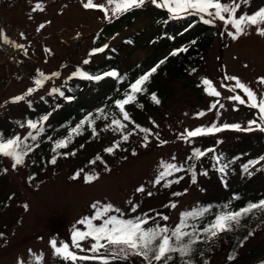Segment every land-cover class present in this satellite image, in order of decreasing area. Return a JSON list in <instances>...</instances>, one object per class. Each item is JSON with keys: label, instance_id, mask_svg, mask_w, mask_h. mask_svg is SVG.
<instances>
[{"label": "rangeland", "instance_id": "374dc122", "mask_svg": "<svg viewBox=\"0 0 264 264\" xmlns=\"http://www.w3.org/2000/svg\"><path fill=\"white\" fill-rule=\"evenodd\" d=\"M94 2L100 4L105 3V0ZM36 3H41L44 10L33 11ZM260 6H264V0H251V6L242 5L238 15L244 11L251 14ZM156 8L147 3L141 9L132 10L140 16L136 14L130 27L104 35L102 29L110 22L104 19L101 11L84 9L81 0H0V28L11 40L24 46L17 49L10 45L13 47L11 50L9 44L7 47L0 42V127L6 128L12 120L21 117L27 103H37L58 87L66 88L80 67L85 70L109 64L108 55L113 49H119L117 72L120 74L144 73L168 57L176 46H181L179 39L185 36L178 35L173 43L166 38L161 39L157 35L161 25L156 23L157 20L150 13ZM184 16L193 15H181ZM40 24L46 26L38 32ZM216 24L219 33L212 41L200 75L212 81L221 96L213 97L204 90L205 100H201L189 87L184 88L186 82L172 83L173 97L163 113L157 114L158 124L148 136L147 147L143 146L145 134H137L115 158L108 159L104 165H92L89 159L101 148L100 143L93 142L85 145L75 156L60 159L55 165L49 162L51 158L48 157V164L38 170L31 167L30 161L13 170L12 160L0 156V203H6L0 210V233L3 234L0 236V264H37L35 257L40 254H43L40 264H65V261L53 254L49 242L56 239L70 243L73 226L84 216L93 213L91 205L96 201L111 203L128 218L139 211L160 207L174 198L176 206L169 217L172 227L182 211L192 208L198 199L205 197L200 184L203 178L192 186L188 183L182 185L174 192L180 195L166 192L157 194L156 191L151 195L148 193L155 189L153 181L161 169V161L184 164L189 147L180 134L185 130L208 127L213 122L218 125L240 123L247 126L249 117L244 111L247 105L227 99L231 95L243 97L244 94L239 89L235 93L229 91L235 82L225 80L226 75L238 77L258 94L264 92V86L257 83V78L264 76V37L257 35L256 29L250 27L245 35L232 40L226 34L223 23L217 21ZM209 26L211 33L216 27ZM227 30L234 31L231 26ZM186 36V44L189 45L191 34L186 33ZM98 37L103 39L101 47L107 44L108 48L103 53L90 55ZM130 40L133 42L128 43ZM85 60L89 63L85 64ZM40 73L49 79L38 86L35 81L41 79ZM53 73L58 75L53 76ZM117 81L112 78L93 82L81 91L75 103L92 109L98 107ZM30 88L35 91L26 95ZM20 95L26 96L24 101L10 102L11 98ZM217 99L224 108L217 106V109L209 111L213 100ZM73 106L70 105L66 115L72 112ZM200 112L206 115L198 116ZM59 117L60 113H55L43 125H49ZM30 131L34 130L25 126L18 135L24 138ZM224 131L219 137L228 136L227 142L237 135L234 133L230 136V130ZM83 162L88 164L83 167L81 178L72 179ZM3 169H7V172ZM86 173L98 174L99 179L85 183L82 177ZM141 185L145 191L137 192L136 189ZM183 186L189 187V190H184ZM129 201L138 205L139 209L132 212ZM76 226L83 229L82 225ZM91 243L93 241L86 240L82 246L88 249ZM76 251L78 255H92L87 251ZM107 258L113 259L110 255ZM132 261L145 264L137 258ZM213 264H220V260Z\"/></svg>", "mask_w": 264, "mask_h": 264}, {"label": "trees", "instance_id": "16d2710c", "mask_svg": "<svg viewBox=\"0 0 264 264\" xmlns=\"http://www.w3.org/2000/svg\"><path fill=\"white\" fill-rule=\"evenodd\" d=\"M134 11L127 12L119 18L111 20V22L102 29V34L110 35L115 32H120V30L126 26L130 27L131 23L136 19V14H138ZM150 13L154 15L157 20L156 23L161 25L157 31V35H160L159 37L161 39L166 38L168 42L172 43L178 35L185 36L179 39V45L181 46H176L173 50L186 47L187 51L179 53L176 56H170L169 54L168 57H166L167 59H164L165 63L160 65L156 73L150 77V80L144 86L146 91L136 94V101L125 106V110L129 113L131 120L134 121L135 124L123 120L119 109L115 107L114 101L116 99H123L124 93L130 89V85L148 71L136 74L122 72L121 76L123 79H117L118 81L115 87L104 97L102 102H100L101 100L99 101V106L94 109L88 106L85 107L82 104L78 105L75 101L80 97L81 91L85 87H90L95 81H89L82 77L75 76L69 80V85L66 88L58 87L60 91L64 92L63 97L52 91L51 94L42 97L37 103H27V107H24L25 109L22 111L21 117L19 116L16 120H12V123L6 128L0 127V134H3L5 138L18 135L19 131L27 126L28 120L38 122L37 127L43 128V132L37 136L35 141L31 139L27 141L29 145H32L33 151L29 152L25 157V162L30 161L32 168L38 170L40 167H45L46 164H48V157L52 159L54 155L57 157V162L60 159H67L68 156H75L76 152L82 150L85 145L93 144V142L100 143L101 148L93 154L89 160L93 161L97 156H100L101 160L95 163L104 165L108 159L115 158L118 152L124 150L132 137L137 134H145L135 129V125L150 129L152 132V128L158 124L157 114L163 113L167 104L171 101L170 98L173 97L174 90L170 85L176 81L186 82L183 84L185 89L189 87L192 93L198 95L201 100H205V86L202 83L204 78L200 75V71L203 69L212 41L219 33L218 23L212 24L216 28L209 33V24L201 22L199 16H180L174 19L167 10L163 8H156ZM138 15L140 16V14ZM186 33L191 34L188 41L189 45L186 44L188 38ZM193 41H195V43H192ZM102 42L103 39L98 37L95 43V49L101 47ZM132 42L133 40H130L128 43ZM118 55L119 49H113L112 53L108 55L109 64L100 65L95 68L89 67L85 68V70H82L80 67L78 70L93 75L110 70L117 71L119 67V62L117 61ZM78 70H76V72ZM107 79L112 78L106 77L101 81ZM152 93H155L159 98V104L152 101ZM67 97H72V99L69 100ZM215 101L216 100H213L212 103ZM72 104H74L72 112L66 115V112H68ZM100 109H103L102 113L98 111ZM244 111L248 114L247 117H249V120L256 118L255 109H251L247 106ZM55 113H60V117L57 120L51 121L49 125H43L46 121H42L41 118L48 115L49 119V117L53 116ZM89 116L94 123L86 122L80 129V134L72 133L71 142L68 143L66 148L58 149L57 152L54 153L52 149L55 142L67 139L71 130ZM113 118L120 119L122 123L126 125L123 133L121 131H113V127L115 126L109 127ZM21 125H23V127ZM93 129H95V132H93ZM129 131H134V134L129 137L128 141H122V134H126ZM221 132L214 135L185 139L189 147V153L184 164L180 165H183L185 168L189 165L194 167L196 174L195 183L192 182L193 172L181 171L167 178L170 181H174L177 177H183L178 183L173 182L168 185L162 181L159 185H155V189L151 191L152 194L155 191L157 194L163 192L174 194L182 185L188 183L189 186H192L200 182L203 178L200 184L202 185L201 192L205 197L198 199L193 204L192 208L182 211V213H185L199 211L204 208L209 209V211L198 218L188 219V223L195 224L198 229H203L211 224L218 214L228 211H238L246 207L249 203H258L260 200H264V162L250 169L252 172L251 176H248L242 171L243 164L247 163L249 160L264 156V133L260 131L247 133L230 130V136L234 133L237 135L234 136L231 141L227 142L226 139L228 136L219 137ZM33 135H36L35 130L33 131ZM117 141H120L119 148L112 154L107 153L105 149L112 147L114 142ZM36 145H38V147ZM209 148L214 149V151L207 152ZM195 149L205 151L206 155L199 159L190 160L189 157H192ZM65 153H67V155H65ZM71 153H75V155ZM216 156H222V162L229 164L227 175H223L217 171V165L214 159ZM86 164L88 163L85 162L84 164L83 162L81 165L82 167L80 166L78 171L83 170ZM91 164L94 165V163ZM161 170L162 169L159 171ZM204 171L208 173L206 176L202 174ZM33 174V176H35V172ZM183 189L189 190V187L186 188V186H183ZM175 202L174 198H171L163 205H160V207L139 211L138 214L129 216L128 218H135L147 214V216L152 219L149 220L145 227H154L158 223L161 226L166 225L169 230H172L180 223L182 214H179L178 221L171 227L169 224V217L175 208L171 207V205L175 204ZM5 205L6 203L1 202L0 210H2ZM137 208L139 209V207ZM157 213L160 215L158 216ZM162 216H167L168 220H163L161 218ZM124 218H126L125 214ZM97 223H99V221ZM186 230L191 231L190 228ZM249 233H251V235H249ZM261 238H264V210H254L252 213L244 216L240 224L235 226L232 231L220 233L217 237L211 239L201 235L200 242L194 246L195 251L191 259L193 264H205V261H207V264H213L219 260L220 264H264V240H261ZM172 255L173 260L170 261L169 264H183L178 253ZM229 255H234L235 258L230 261L228 259ZM133 258H137L140 262H144L142 258L132 256L128 260L111 259L109 260V264H136L132 261ZM184 259L187 260L189 258L185 257ZM144 263L146 264V262ZM65 264H68V262ZM77 264H101V261H79Z\"/></svg>", "mask_w": 264, "mask_h": 264}, {"label": "snow or ice", "instance_id": "6c2138e0", "mask_svg": "<svg viewBox=\"0 0 264 264\" xmlns=\"http://www.w3.org/2000/svg\"><path fill=\"white\" fill-rule=\"evenodd\" d=\"M81 2L83 8L86 10L101 11L104 19L108 22H111V20L119 18L121 15L134 9H141L147 3H151L157 8L166 9L174 19L180 17L181 15H194L199 16L200 21L204 24L212 25L217 21H220L223 23L226 34L230 36L232 40H237L240 36L245 35L247 29L250 27L256 29L257 35L264 37V6H260L251 14L244 11L242 14L238 15L241 11L242 5L245 7L251 6V0H105V3L100 4L95 3L94 0H86V2L85 0H81ZM32 10L43 11L44 6L41 3H36ZM45 26V24H40L37 31L39 32ZM229 26H231V29L234 31H228L227 29ZM21 37H23L22 33ZM0 42L9 44L17 49H22L24 47L22 44H18L11 40L2 28H0ZM192 43H195V41ZM107 48L108 45L105 44L102 47L94 49L90 55L103 53ZM186 51V47H181L173 50L170 53V56H176L179 53ZM166 59L167 58H165V60ZM165 60H161L147 73L137 78L130 85V89L124 93L123 99H116L114 101L115 107L119 109L124 121H129L135 124V122L131 120L129 113L125 110V106L136 101V94L146 91L144 86L150 80V77L156 73L160 65L165 63ZM84 63L88 64L89 61L85 60ZM52 75L57 76L58 73H53ZM73 75L96 82H99L106 77L120 80L123 79L121 74L115 70L95 75L78 70ZM40 76L41 79H37L35 81L38 86L42 85L44 80L49 79V77L45 76L43 73H40ZM224 79L235 82L234 85L229 88V91L235 93L236 90L239 89L244 94L243 97L238 94L231 95L227 99L233 102H238L240 105H247L251 109H255L257 112L256 118L249 120L247 122V126H242L240 123H224L222 125H218L216 122H213L208 127H197L194 130H185L184 133L180 134L182 139L214 135L224 130L247 133L260 131L264 133V92H260L258 94L257 91L241 82V80L236 76L226 75ZM202 83L205 86V91L208 92L209 95L216 98L221 96V93L213 86L212 81L204 79ZM257 83L264 86V76L258 77ZM33 91H35V89H28L26 95H31ZM52 91L53 93H58L61 97L64 96V92L59 89H53ZM25 98V95L16 96L11 98L10 102H21L24 101ZM67 99L71 100L72 97H67ZM151 99L156 104L160 103V100L155 93L151 94ZM217 106L221 109L224 108V105L220 103L219 99H217L210 105L209 111L217 109ZM98 111L102 113L103 109ZM197 115L204 116L206 113L200 112ZM218 117L219 112H217V118ZM47 119L48 115L41 118L42 121H47ZM86 122L94 123L90 116L86 117L84 121H81L80 124H77L76 127L71 130L67 139L56 141L52 151L55 153L58 149L66 148L68 143L71 142L72 133L80 134V129ZM37 123L38 122H34L32 120L27 121V126L30 129L35 130L36 135H33L32 131H30L24 138H21L19 135L5 138L3 134H0V156L10 158L12 160L11 167L13 170H16L18 166L24 165L25 157L29 154V152L33 151L32 145H29L27 141L29 139L35 141L37 136L43 132V128H38ZM21 126L23 127V125ZM112 126H115L113 127V131H121L122 133L126 128V125L122 123L120 119L116 118L111 120L109 127ZM135 129L145 133L143 137V146L147 147L149 142L148 136L152 134L151 130L143 128L140 125H135ZM93 132H95V129H93ZM133 134L134 131L122 134V141H128L129 137ZM161 143H166V141H162ZM119 144L120 141L114 142V145L106 148L105 151L112 154L117 148H119ZM36 146L38 147V145ZM213 151L214 149L212 148L207 149V152ZM71 154L75 155V153ZM135 154V151H133V155ZM65 155H67V153H65ZM205 155V151L195 149L192 157H189V159H199ZM214 159L216 161L217 171L223 175H227L229 164L222 162V156H216ZM98 160H101L100 156H97L96 159L90 161V163H95ZM173 160H175V157H173ZM49 162L55 165L57 163L56 155H54ZM261 162H264V156H260L258 159L249 160L247 163L242 165L243 173L251 176L252 172L250 169L261 164ZM160 167L162 170L159 171L157 177L153 181L154 186L159 185L162 181L168 185L173 182L178 183L180 179H183V177H177L174 181H170L167 178L181 171L193 172L192 182H196V174L192 165L185 168L183 165L178 166L176 163L161 161ZM3 171L7 172V169H3ZM82 171L83 170L76 172L72 179L75 180L81 178ZM202 174L206 176L208 173L207 171H204ZM82 178L85 183H91L94 180L99 179V176L98 174H85ZM136 191L144 192V186L141 185L136 189ZM151 194V192L148 193V195ZM174 195H180V193H174ZM129 203L131 204V201H129ZM175 206V204L171 205V207ZM137 207L138 205L131 204V211L135 212ZM25 208L27 209V205H25ZM91 208L94 211L90 216H84L76 222V225H82L83 229L77 227L76 225L73 226L70 234V243L66 241H57L56 239H52L49 242L50 247L53 249V254L61 258L63 261L68 262V264H77L78 261L96 260H100L101 264H109L107 255H110L113 259L117 260H128L132 256H137L142 258L146 264H154V262L155 264H169V262L173 260L172 254L174 253L179 254L183 264H193L191 257L195 251L194 246L200 242L201 235L211 239L217 237L220 233L232 231L235 226L240 224L241 219L244 216L252 213L254 210H264V200H260L258 203H249L246 207L238 211H228L218 214L215 217V220L203 229H198L195 224H189L188 219L202 216L205 212L209 211L207 208L199 211L182 213L180 223L172 230H169L166 225L161 226L158 223L154 227H145L149 220L152 219L147 216V214L137 216L135 218H124L122 210L116 208L111 203L103 204L100 201H96L91 205ZM157 215L159 216L160 214L157 213ZM161 218L165 221L168 220L167 216H162ZM97 221H99V223H97ZM189 228L191 231L186 230ZM2 235L3 234L0 233V236ZM249 235H251V233H249ZM86 240L93 241L88 249H85L82 246V242ZM76 250H79L80 252L87 251L92 253V255H78ZM101 250H103V253ZM29 252L31 253V250H29ZM185 257H188L189 259L185 260ZM234 258V255H229L228 257L230 261ZM35 260L37 264H40L43 260V254L37 255ZM18 264H23V262H18ZM205 264H207V261H205Z\"/></svg>", "mask_w": 264, "mask_h": 264}, {"label": "bare ground", "instance_id": "6f19581e", "mask_svg": "<svg viewBox=\"0 0 264 264\" xmlns=\"http://www.w3.org/2000/svg\"><path fill=\"white\" fill-rule=\"evenodd\" d=\"M10 46V45H9ZM11 47V46H10ZM13 47H11L10 49L12 50Z\"/></svg>", "mask_w": 264, "mask_h": 264}, {"label": "water", "instance_id": "95a60500", "mask_svg": "<svg viewBox=\"0 0 264 264\" xmlns=\"http://www.w3.org/2000/svg\"><path fill=\"white\" fill-rule=\"evenodd\" d=\"M5 46H7V47H8V44H5Z\"/></svg>", "mask_w": 264, "mask_h": 264}]
</instances>
